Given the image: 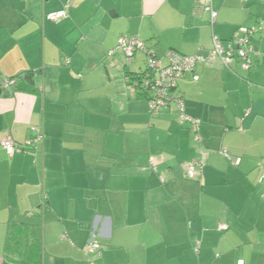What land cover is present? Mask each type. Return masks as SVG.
Returning <instances> with one entry per match:
<instances>
[{
    "label": "crops",
    "instance_id": "1",
    "mask_svg": "<svg viewBox=\"0 0 264 264\" xmlns=\"http://www.w3.org/2000/svg\"><path fill=\"white\" fill-rule=\"evenodd\" d=\"M66 1L0 0V79L33 76V90L0 92V139L43 131L24 152L0 146V264H29L34 247L40 264H264V63H198L197 80L178 79L195 143L173 105L151 116L129 81L145 53L116 49L128 34L163 63L206 55L212 35L264 23V0H213V24L199 0H71L46 19ZM252 45L264 52V34Z\"/></svg>",
    "mask_w": 264,
    "mask_h": 264
},
{
    "label": "built area",
    "instance_id": "2",
    "mask_svg": "<svg viewBox=\"0 0 264 264\" xmlns=\"http://www.w3.org/2000/svg\"><path fill=\"white\" fill-rule=\"evenodd\" d=\"M205 12L210 16V24H213L217 11L213 8V0H199ZM247 1V0H241ZM71 0H67L64 6L56 11L46 13L45 17L51 21H58L68 16V9ZM264 34V23L258 22L254 25L240 26L235 34L228 40H222L216 35H212V45L206 55L194 53L184 55L173 50L165 53L166 63L156 56L149 49L145 42L135 36L123 34L117 40L116 49H120L127 59L131 58L136 51H142L146 55L145 70L141 74V80H133L132 83L143 87L148 92L147 106L151 116L157 115L161 109L173 105L177 111V117L181 124H186L191 133V139L195 143L201 140L199 134L200 120L186 113L184 100L181 95L175 92L177 81L185 73H192L198 63L207 65L218 64L229 69L230 64L238 61L243 70H248L253 58L264 63V52L254 49L252 39L255 35ZM113 51H110L112 53ZM192 78L197 80L198 76L193 74ZM16 84L14 77L0 79V92L13 88ZM35 137L19 143L9 135H4L0 139V146L8 155L24 152L28 147L36 145L43 140V131L39 126H32ZM226 155L225 150L221 151ZM238 162V160H237ZM151 165L153 161L150 160ZM155 169V167L152 166ZM203 168V162L194 158L187 163L186 173L189 178H193L196 172ZM260 182H264V164L261 165ZM44 195L41 203L43 204ZM100 244L94 240H89L87 253L98 251ZM235 264H244L242 259H237Z\"/></svg>",
    "mask_w": 264,
    "mask_h": 264
},
{
    "label": "trees",
    "instance_id": "3",
    "mask_svg": "<svg viewBox=\"0 0 264 264\" xmlns=\"http://www.w3.org/2000/svg\"><path fill=\"white\" fill-rule=\"evenodd\" d=\"M145 60H146V58H145ZM144 70H145V67L139 73H137V72L129 73V75H128L129 81L132 82L133 80H137V81L141 80V76H142L141 74L144 72ZM14 87H17L19 89L24 87V88H28L29 90H33L32 89V87H33L32 73H26L24 75V77L22 78L21 83H19V84L16 83ZM136 87L141 89L143 92L147 93V95H148V92L146 91L145 88L140 87V85H137ZM147 100H148V96H147ZM26 260H28L29 264H40V262H41L40 250L37 247L30 249V252H29Z\"/></svg>",
    "mask_w": 264,
    "mask_h": 264
},
{
    "label": "water",
    "instance_id": "4",
    "mask_svg": "<svg viewBox=\"0 0 264 264\" xmlns=\"http://www.w3.org/2000/svg\"><path fill=\"white\" fill-rule=\"evenodd\" d=\"M4 93H5V95H8L9 94V90H6Z\"/></svg>",
    "mask_w": 264,
    "mask_h": 264
}]
</instances>
